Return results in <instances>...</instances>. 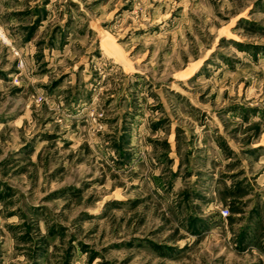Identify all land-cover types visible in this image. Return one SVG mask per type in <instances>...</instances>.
<instances>
[{"label":"rangeland","instance_id":"1","mask_svg":"<svg viewBox=\"0 0 264 264\" xmlns=\"http://www.w3.org/2000/svg\"><path fill=\"white\" fill-rule=\"evenodd\" d=\"M0 264H264V0H0Z\"/></svg>","mask_w":264,"mask_h":264}]
</instances>
